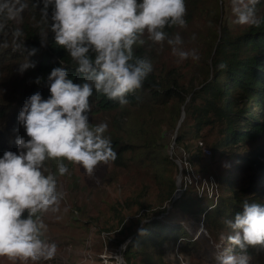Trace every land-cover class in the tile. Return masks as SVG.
Segmentation results:
<instances>
[{
	"label": "clouds",
	"instance_id": "obj_1",
	"mask_svg": "<svg viewBox=\"0 0 264 264\" xmlns=\"http://www.w3.org/2000/svg\"><path fill=\"white\" fill-rule=\"evenodd\" d=\"M40 2L41 22L47 25L41 46L52 33L55 45L66 50L83 82L74 83L65 66L51 69L47 77L49 97L44 99L39 92L32 94L18 114V122L29 139L17 138L18 152L5 151L0 157V257L22 264H39L55 257L56 244L45 239L44 217L60 211L66 193L57 177L69 174L68 164L78 165L91 175L98 165L117 158L111 138L106 135L108 124L93 125L89 120L94 92L121 106L128 105L127 97L141 89L153 71L150 59L134 54V49L146 42H166L178 61L189 56L199 59L181 47L179 34L169 37L165 31L172 26H187L185 0ZM234 3L236 23L261 25L256 14L259 0ZM28 7L25 0H0V49L11 45L14 52L36 54V48L26 49L23 29L10 26L23 23ZM32 18L35 20V16ZM34 67L26 61L19 65L18 72ZM219 67L224 69L226 65L221 63ZM41 80L37 77L34 82L40 84ZM199 143L203 153L207 148ZM48 161H55V172L46 169ZM175 162L179 163L182 178L183 161ZM225 223L234 234L227 237L230 247L217 245L218 264H250L248 249L264 248V203L244 201L242 212ZM232 245L239 251H234Z\"/></svg>",
	"mask_w": 264,
	"mask_h": 264
},
{
	"label": "rangeland",
	"instance_id": "obj_2",
	"mask_svg": "<svg viewBox=\"0 0 264 264\" xmlns=\"http://www.w3.org/2000/svg\"><path fill=\"white\" fill-rule=\"evenodd\" d=\"M234 7V0H200L196 3V10L187 26L178 28L175 35L181 36V47L190 53L194 52L199 59L189 56L184 61H178L172 54L171 47L165 42L163 45H156L152 50L156 68L164 71L174 69L185 80L192 74L199 73L200 62L219 33L222 22L236 31L245 27L236 23ZM182 106L168 108L162 116L157 117L142 116L145 110L134 108L131 114L136 123L145 121L142 127L146 129L144 141L123 130V122H130V118L124 117L125 121L121 122L120 112L108 111L89 115L93 125L106 122L109 126L106 135L120 139L121 144L130 151L126 153L122 166L117 167L113 163L100 164L89 175L80 166L68 164L69 174L57 177L66 197L58 213L44 217L47 225L45 239L55 243L57 251L53 259L42 260L39 264H126L124 254L136 236L139 241L132 249L143 247L144 251L141 254L135 251V264L144 263L143 259L147 254L149 264H218L217 245L230 247L227 237L234 234L227 230L217 234L218 229L224 225L223 216H217L215 210L208 211L211 213V218L208 219H204L202 214H193V211L201 208L206 211L212 208L198 197L195 180L192 179L191 185H185L178 168L171 169L166 160L161 161V167H153L146 156L149 151L146 149V155L142 154L149 146L148 140H151L155 151V155L150 156L153 160L166 158V155H171V159L173 155H178L177 160L183 161L184 152L172 149L179 128L171 130L168 127L174 122L172 110L178 119L183 111ZM162 132L164 133L160 139ZM196 143L190 137L179 148L184 147L189 155H194L197 152ZM263 143L262 140L242 146L221 157L213 155L210 147L203 141L210 156H203L197 163L194 162L193 178L212 177L217 184V202L225 200L231 196L229 194L233 190L247 185L255 175L245 166L241 157L256 151ZM48 167L49 171H56L55 163L52 169L51 163H48ZM173 181L174 193L178 189L180 196L174 202H167L165 197L169 194ZM205 189L209 192L206 187L203 192ZM183 194L188 196L182 197ZM188 200L194 202L191 211L174 208L175 202ZM207 227L213 231V235L208 232ZM154 235H157L156 241ZM179 237L183 239L180 242L177 241ZM150 245L155 247L150 248ZM232 246L235 249L236 246ZM0 264L22 262L0 257Z\"/></svg>",
	"mask_w": 264,
	"mask_h": 264
},
{
	"label": "trees",
	"instance_id": "obj_3",
	"mask_svg": "<svg viewBox=\"0 0 264 264\" xmlns=\"http://www.w3.org/2000/svg\"><path fill=\"white\" fill-rule=\"evenodd\" d=\"M199 1L185 0L187 22L193 16L196 3ZM25 2L29 7L25 11L23 23L10 26L21 27L25 33L26 49L34 47L38 51L35 55L29 56L27 51H12L11 45L7 49H0V157L5 151L18 152L15 143L17 138L29 139L23 126L18 122V114L24 102L32 94L39 92L42 98L49 97L47 77L51 69L65 66L69 78L73 79L74 83L83 82L82 77L75 72V64L66 50L55 45L52 33H48L46 44L41 46L43 33L47 31V25L41 22L40 17L43 4L40 0H25ZM256 14L262 21L259 27L245 25L241 31H236L222 22L219 26V33L211 43L205 58L200 62L199 73L192 74L187 80L174 69L164 71L156 68L152 51L156 48V44L146 42L145 45L136 47L134 49L136 56L146 57L153 63V71L144 86L127 97L129 104L126 106H121L118 102L94 92L91 98L92 110L89 115L108 111L120 112L121 122L125 121L124 117L130 118V122H123V130L144 141L146 129L142 127L145 121L143 120L140 124L136 123L131 114L134 108L145 110L142 116L157 117L162 116L168 108L173 109L175 106L180 108L183 105L184 118L175 135L176 142L173 144V151L174 149L182 150L183 160L190 165L191 169L194 162L197 163L203 157L202 149L197 144L199 142L204 141L213 155L222 157L227 152L236 151L239 147L264 141V0H259L256 5ZM50 15L51 7L49 8ZM178 28L172 26L166 28L165 31L168 32L169 37H173ZM10 39L9 37V42ZM26 61L34 64L35 67L21 74L18 72L19 65ZM221 63L226 65L224 69L219 67ZM37 77L42 78L40 84L34 82ZM172 114L174 122L168 125L171 130L175 129L180 119V117L176 118L173 110ZM163 133L159 136L160 139ZM190 137L197 142L195 146L197 152L194 155H189L184 147L179 148ZM110 138L117 153L116 160L111 163L117 167L122 166V161L130 149L122 145L120 139L113 136ZM148 141L149 146L142 154L146 155V149L149 151L146 156L151 160L153 167H161L163 165L161 161L166 160L171 169L178 168L175 162L179 158L178 155L175 157L173 155L171 159V155L170 157L166 155V158H160V160L150 158L152 154L155 155V151L152 146L153 141ZM241 159L245 166L255 173L247 185L233 190V193L229 194L231 196L217 202V184L213 179V183L210 184L212 191L207 192L205 189L202 196L198 195L202 202L209 203L212 208L207 211L201 208L202 210L193 211V214L196 216L202 214L204 219H208L211 218V213L208 211L215 210L214 213L217 216H223L224 225L218 229L217 234L226 230L233 232L225 221L233 219L235 214L242 212L244 201L264 203V143L256 151L243 155ZM48 163H51L52 169L55 161L46 163L47 170H49ZM187 172L183 167L182 178ZM202 178L209 180L210 177ZM174 189L173 181L170 192L165 197L167 202L172 200ZM212 192V197H210ZM183 196L188 195L183 194ZM194 200L201 204L200 200L196 198ZM193 204V201L188 200L175 202L173 205L178 210L191 211ZM124 231L125 228L122 233ZM208 232L213 235L211 229H208ZM154 233L159 235L158 232ZM157 235H154L155 241ZM138 239V236L133 238L127 247L124 254L126 264H135V251L139 254L144 251L143 247L132 249L133 245L138 244ZM182 240L179 237L177 241ZM154 247L155 245H150V248ZM235 251L239 250L235 247ZM248 254L252 264H264V248H249ZM143 261L142 264H149L148 254Z\"/></svg>",
	"mask_w": 264,
	"mask_h": 264
},
{
	"label": "built area",
	"instance_id": "obj_4",
	"mask_svg": "<svg viewBox=\"0 0 264 264\" xmlns=\"http://www.w3.org/2000/svg\"><path fill=\"white\" fill-rule=\"evenodd\" d=\"M199 145L202 146L201 143H199ZM203 153L206 156H209V154H210V152L207 149H203ZM183 163H184L183 164L184 168L188 171L186 173L185 177H184L185 184L191 185L192 184V179L195 180L194 185L196 186V190H197L199 196L203 195L204 187L208 188L209 192H211L212 188L210 187V184L213 183V181H214L213 178L210 177L209 180L201 178V177L193 178L194 173H193L190 165L187 162H184V160H183ZM197 186H200V188L197 187ZM212 194H213V192L211 193V196L210 195L209 196L212 197Z\"/></svg>",
	"mask_w": 264,
	"mask_h": 264
},
{
	"label": "water",
	"instance_id": "obj_5",
	"mask_svg": "<svg viewBox=\"0 0 264 264\" xmlns=\"http://www.w3.org/2000/svg\"><path fill=\"white\" fill-rule=\"evenodd\" d=\"M183 118H184V112L182 111L181 117H180L178 124L176 126V130L180 127V124H181ZM177 164L179 166L178 162H177ZM179 171H180V169H179ZM179 175H180V173H179ZM176 184H177V188H178L179 187V178H178ZM179 196H180V193H179V190L177 189V191H175V193H174V197L172 199V202L176 201V199H178Z\"/></svg>",
	"mask_w": 264,
	"mask_h": 264
}]
</instances>
